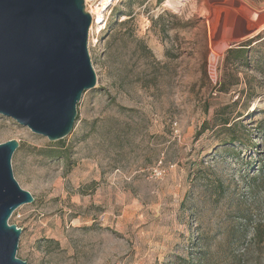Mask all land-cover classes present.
I'll use <instances>...</instances> for the list:
<instances>
[{"label":"rangeland","instance_id":"374dc122","mask_svg":"<svg viewBox=\"0 0 264 264\" xmlns=\"http://www.w3.org/2000/svg\"><path fill=\"white\" fill-rule=\"evenodd\" d=\"M104 21L69 135L0 115L34 198L9 218L16 257L264 264V0H123Z\"/></svg>","mask_w":264,"mask_h":264},{"label":"water","instance_id":"95a60500","mask_svg":"<svg viewBox=\"0 0 264 264\" xmlns=\"http://www.w3.org/2000/svg\"><path fill=\"white\" fill-rule=\"evenodd\" d=\"M91 23L84 0H0V115L50 141L70 134L83 92L96 84ZM18 147L0 143V264H27L16 257L21 229L9 223L34 200L12 172Z\"/></svg>","mask_w":264,"mask_h":264},{"label":"built area","instance_id":"2783aa9c","mask_svg":"<svg viewBox=\"0 0 264 264\" xmlns=\"http://www.w3.org/2000/svg\"><path fill=\"white\" fill-rule=\"evenodd\" d=\"M117 2L118 0H84V8L91 15L92 18V23L89 28V38L90 35L93 33V28L96 26L94 21L97 13H102V16L105 18L106 21V19L110 16L116 5L119 4ZM96 31L98 33L100 29H97Z\"/></svg>","mask_w":264,"mask_h":264},{"label":"trees","instance_id":"16d2710c","mask_svg":"<svg viewBox=\"0 0 264 264\" xmlns=\"http://www.w3.org/2000/svg\"><path fill=\"white\" fill-rule=\"evenodd\" d=\"M123 0H119V4H122ZM229 53H232L234 55V59L237 61H241L244 64H247L249 62L248 56L249 54L247 53V49L244 48L243 46L231 50ZM225 124H228L227 122H224ZM218 186L221 187V183H218Z\"/></svg>","mask_w":264,"mask_h":264},{"label":"bare ground","instance_id":"6f19581e","mask_svg":"<svg viewBox=\"0 0 264 264\" xmlns=\"http://www.w3.org/2000/svg\"><path fill=\"white\" fill-rule=\"evenodd\" d=\"M104 19V17L102 16V13H97L96 17H95V22L99 23ZM238 29V28H237Z\"/></svg>","mask_w":264,"mask_h":264}]
</instances>
